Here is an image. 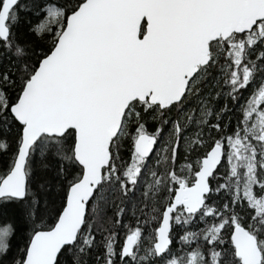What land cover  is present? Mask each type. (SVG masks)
<instances>
[{
	"label": "snow or ice",
	"instance_id": "6c2138e0",
	"mask_svg": "<svg viewBox=\"0 0 264 264\" xmlns=\"http://www.w3.org/2000/svg\"><path fill=\"white\" fill-rule=\"evenodd\" d=\"M0 264H264V0H0Z\"/></svg>",
	"mask_w": 264,
	"mask_h": 264
}]
</instances>
